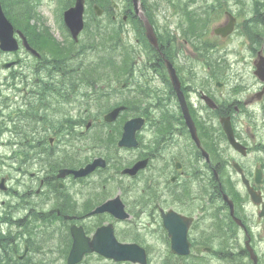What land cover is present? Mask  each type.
Listing matches in <instances>:
<instances>
[{
    "label": "flooded vegetation",
    "instance_id": "1",
    "mask_svg": "<svg viewBox=\"0 0 264 264\" xmlns=\"http://www.w3.org/2000/svg\"><path fill=\"white\" fill-rule=\"evenodd\" d=\"M140 9L152 27L157 48L145 38V26L130 5L121 15L130 32L118 35L113 44V70L103 69L102 48L88 43L75 50L68 40L62 45L54 40L53 45L36 46L39 55L34 57L22 44L7 55L6 62L15 64L5 72L2 83L5 96L0 104V135L5 139L0 160L4 171H14L20 178L14 188L8 185L9 175L0 179L4 180L0 235L4 236L1 251L5 259L9 252L13 258L24 255L23 261L30 259L35 248L33 227L45 213L41 207L46 206L49 210L44 218L61 224L67 251L72 246L73 227L83 233L86 247L100 234L98 244L106 252L133 245L149 258L154 255L153 261L158 255L172 254L171 236H184L190 254L174 259L179 264H193L197 254L214 256L217 234L224 232L230 240L239 236L240 229H234L227 220L231 219L228 209L222 203L216 206L223 194L231 193L230 170L237 162L230 157L220 122L229 118L233 125V119L255 117L258 128L263 129L264 108L258 107L255 115L250 112L255 102L257 106L264 102L263 84L255 81L232 101V95L223 96L219 90L228 85L227 81H212L223 73L210 70V64L227 61V41L234 34L226 38L216 34V29L227 23L226 12L217 26L210 27L212 15L220 8L212 5L203 12L198 34L189 29L188 22L194 17L190 7H170L168 13L151 7ZM257 15L262 19V14ZM178 20H185L186 28L178 27L180 39L174 40L167 26ZM241 35L245 43L253 45L259 39L246 27ZM90 49L98 51L87 55ZM259 53L263 50L255 52V59ZM194 60L205 69H181V62ZM165 62L175 69L179 92L172 85ZM200 78L205 81L200 82ZM181 99L196 136L189 129ZM115 110L118 113L106 120ZM135 119L140 121L130 139L124 137L125 124ZM16 129L25 133L17 134ZM235 138L248 149L236 133ZM71 143L92 157L83 163L69 158ZM90 165L93 169L87 175L74 177L75 171ZM257 166L260 168L256 165L254 170ZM63 171L71 172L59 178ZM98 175L99 182H90ZM246 175L264 205V174L259 185L253 183V174ZM251 208L249 211L236 202L234 215L244 224L246 232L242 233L250 244L254 246L253 237L264 244V219L257 213L260 206ZM100 209L102 212L95 213ZM224 211L228 215L223 225ZM217 226L222 227L216 231ZM12 229L19 230L14 234ZM244 248L231 243L227 247L228 264H233L234 254L246 260ZM263 248L257 252L258 264H264ZM88 258L99 264H120L95 252L85 254L82 264Z\"/></svg>",
    "mask_w": 264,
    "mask_h": 264
},
{
    "label": "rangeland",
    "instance_id": "2",
    "mask_svg": "<svg viewBox=\"0 0 264 264\" xmlns=\"http://www.w3.org/2000/svg\"><path fill=\"white\" fill-rule=\"evenodd\" d=\"M113 3L125 7L126 6V0H112ZM167 5L168 3L164 1ZM186 2V0H183V3ZM198 5L202 7H209L212 3H216V0H197ZM242 4H238L234 2V0H225L224 4V10L229 11L234 17L238 18V25L243 22L244 19L251 17V13L255 7V0H240ZM32 4H38V7L36 9V12L38 13L39 18L37 20H34L31 22L32 25H34L36 28L40 29L42 27H45L49 34L53 37L54 40H56L59 44L66 43L67 42V36L65 31L63 30L62 23L60 21V14L64 11L66 8L68 2L65 0H31ZM219 10L215 11V13L212 15V24L217 25L218 22L221 20V17L219 16ZM118 13L113 12L112 10H108L105 17L102 19H95L90 14L85 13V23L88 26H91L93 29V32L90 33V31L84 30L82 33L80 39L81 42L78 46H75V50L81 49L83 46L87 45L89 42H91L92 35H95L97 33H102L103 30L108 29L105 26H110L109 29H116L118 27L123 28L122 37L125 36L130 32V29L128 26H121L119 24V19L113 21L112 17L116 16L118 17ZM100 20V21H99ZM97 26L99 29H97ZM106 51L110 50L109 46L105 47ZM229 54L227 55V60L230 65V71L229 75L232 74L239 82H242L245 84V86H250L251 83H253V79L250 76V63L245 58V46H244V39L240 38L238 36H235L229 44ZM93 51V49H90L87 52V55H91L97 52ZM109 56V55H108ZM6 60V56L0 55V63L2 61ZM96 59H87L86 62H94ZM182 64L186 69H191L193 71H198L200 69H204L203 66H201L200 63L194 62V61H188L186 63H180ZM5 75V72L0 69V83ZM30 79V78H29ZM199 79V78H198ZM1 90V87H0ZM232 89L227 86L221 93L223 96H226L227 94H232ZM249 91L248 93H250ZM126 95V94H124ZM0 102H1V94H0ZM259 106L253 105L252 108H250L251 113H255V110L258 109ZM0 122H2V118L0 116ZM236 130L239 134V138L248 142V146H251V150L245 157L246 159L242 160L244 167L249 170L251 168V172L254 168V165L256 163H260L262 167H264V155H260V148L257 147V141H258V133L256 131V121L255 117L251 120L248 118H239L237 122L235 123ZM21 130V129H20ZM23 131V130H21ZM261 129H259V132ZM19 134H23V132H19ZM251 134L254 135L253 140L251 139ZM5 139V137H2L0 135V155L3 153L2 149V141ZM260 139L264 141V123H263V131L262 135L260 136ZM76 143H71V147L68 149L67 155L69 158L77 159L79 162L83 163L84 161L90 159L92 157V154L90 152L88 153H82L77 149ZM231 158H234V155L231 154ZM9 175L10 182L9 186L10 188L16 187V182L19 180V175L15 173L14 171L6 172L3 170V167L1 165L0 160V179L5 176ZM100 175L96 176V179L93 177L90 182H99ZM264 189V187H263ZM3 199V194L0 192V201ZM41 210H43L45 213L41 215L40 219H43L41 222L36 223L33 227L34 230V241L36 243V246L39 248L38 254L32 255L34 258L33 264H63V254H61L59 251H56L57 247V241L59 238H63V230L61 228V224L57 222H51L49 219H45L44 216H47V212L49 208L41 207ZM1 211V206H0ZM264 224V221H263ZM261 226V225H259ZM254 234L256 235V231L254 230ZM255 239V247L258 252L261 251V248L264 247L263 243H258L259 239ZM242 240V239H241ZM205 259L208 262H211V264H225L223 261L215 258V256H204ZM154 255L150 256L151 264L153 263ZM84 264H99L98 260L94 258H88Z\"/></svg>",
    "mask_w": 264,
    "mask_h": 264
},
{
    "label": "water",
    "instance_id": "3",
    "mask_svg": "<svg viewBox=\"0 0 264 264\" xmlns=\"http://www.w3.org/2000/svg\"><path fill=\"white\" fill-rule=\"evenodd\" d=\"M82 11H83L82 0H77V2L75 4V8H72L65 13V21L71 29H80L81 28V26H82L81 25ZM14 45H15V42L13 40V29L10 26V24L6 21V19L4 18L2 11H1V7H0V49L7 51L10 49H13ZM225 128H226V126H225ZM227 133H228V139H229L230 143L236 149H239L238 145L233 140L230 128H227ZM92 169H93V167H87L85 170L79 171V172L75 173L74 175L80 177V176L86 175L87 173L92 171ZM251 196H252L253 200H255V196L254 195H251ZM178 244L179 243H176V239H173V247L177 251L176 253L179 255L187 254V246H184V249L182 250V246H180ZM80 250H81L80 246H75L73 248V251L71 252V254L69 255V258H68V264H75L76 262H78L80 260V258L82 256V253L80 252ZM249 253H250V257L252 258L254 264H256V260H255L253 253L250 249H249ZM119 259H130L132 261H136V260L140 259L142 261V256L138 259V258L134 257L133 255H129V256L121 257Z\"/></svg>",
    "mask_w": 264,
    "mask_h": 264
},
{
    "label": "trees",
    "instance_id": "4",
    "mask_svg": "<svg viewBox=\"0 0 264 264\" xmlns=\"http://www.w3.org/2000/svg\"><path fill=\"white\" fill-rule=\"evenodd\" d=\"M3 5L8 9L14 5H21L22 0H1ZM22 6V5H21Z\"/></svg>",
    "mask_w": 264,
    "mask_h": 264
},
{
    "label": "bare ground",
    "instance_id": "5",
    "mask_svg": "<svg viewBox=\"0 0 264 264\" xmlns=\"http://www.w3.org/2000/svg\"><path fill=\"white\" fill-rule=\"evenodd\" d=\"M28 104H29V105H31V104H32V102L29 100V101H28Z\"/></svg>",
    "mask_w": 264,
    "mask_h": 264
}]
</instances>
